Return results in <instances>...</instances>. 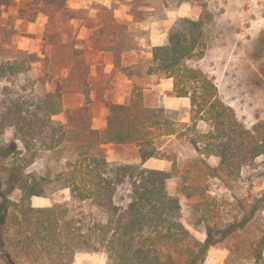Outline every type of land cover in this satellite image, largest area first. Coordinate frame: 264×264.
Segmentation results:
<instances>
[{
  "label": "trees",
  "instance_id": "16d2710c",
  "mask_svg": "<svg viewBox=\"0 0 264 264\" xmlns=\"http://www.w3.org/2000/svg\"><path fill=\"white\" fill-rule=\"evenodd\" d=\"M193 1L202 6L203 14L197 20L188 19L186 28L170 32L166 44L153 47L146 72V76L173 79L172 95L191 101V120L177 123L166 116L164 106L147 107L143 101L147 85L133 81L129 103H111L106 129L93 132L101 143H135L143 162L149 158L167 159L173 163L171 171L134 164L112 167L105 158L88 156L68 160L61 171L49 168L39 175L31 168L41 151L64 143L63 136L57 138L62 126L51 120L63 109L62 94L48 93L35 108L27 107L21 98L7 105L0 115V136L9 131L13 138L1 148L9 152L1 171L14 181L12 189L19 191V197L12 199L0 192L1 262L73 264L80 252L102 251L107 253L109 264H204L212 244L210 239L193 241L183 224L181 201L170 195L167 187L169 180L183 178L182 169L176 154L160 150L156 139L175 136L188 140L204 163L206 177L229 185L241 178L245 167L264 156V126L247 128L221 99L213 79L190 63L205 56V28L213 18L207 0ZM29 60L30 54L20 50L13 61L1 65L0 73L9 70L17 75L27 70ZM132 71L127 69L131 78ZM201 122L208 126L205 131L199 130ZM212 158L217 159V165L210 163ZM198 179L204 184L206 178L199 175ZM126 183L130 185L129 201L119 205L118 189ZM59 188H69L76 200L89 201L102 217L82 223L66 205L32 204L33 196H45L50 189ZM195 195L204 196L206 191L189 192V197ZM200 207L207 216L203 201ZM261 231L252 250L258 262L264 258V226Z\"/></svg>",
  "mask_w": 264,
  "mask_h": 264
},
{
  "label": "rangeland",
  "instance_id": "374dc122",
  "mask_svg": "<svg viewBox=\"0 0 264 264\" xmlns=\"http://www.w3.org/2000/svg\"><path fill=\"white\" fill-rule=\"evenodd\" d=\"M100 1H108L113 6L106 7ZM206 2L213 16L205 28L206 54L190 63L213 79L221 99L235 110L247 128L262 127L264 0ZM89 4L93 6L86 9ZM202 14V6L193 0H169L168 3L163 0H0V67L13 61L20 50L30 54L27 70L17 75L9 70L0 73V115L13 99L21 98L27 107L35 108L48 93H57L53 91L57 88L69 94L68 102L76 103L77 84L68 92L62 75L67 69L78 68L81 55L89 49V41L95 35L103 40L101 44L116 42L117 50L139 47L140 39H144L142 50L144 55H149L154 44L167 43L170 32L186 28L188 19L197 20ZM150 63L151 59H144L132 71L136 84L147 85L143 93L161 80L146 76ZM80 91L89 102V92L85 88ZM88 111L83 107L79 116L76 110L70 109L68 115L60 112L52 117L55 125L62 126L57 138L63 136L64 143L58 148L43 149L31 169L39 175L49 168L57 172L68 160L88 156L105 158L112 167L132 164L117 159L120 155L133 156L135 150L131 146L111 147L109 144H119L98 142L89 124ZM207 128L206 123L199 124V130ZM12 138L9 131L0 136V192L17 199L19 191L12 189L14 181L1 171V164L9 156L1 148ZM39 144L36 147L41 150ZM156 145L177 156L183 178L169 180L167 187L169 194L181 201V220L193 241L203 243L210 239L212 245L204 264H264V258L258 262L252 254L254 242L257 245L264 226V156L245 167L239 180L225 185L215 177H206L204 163L188 140L163 136L156 139ZM210 163L215 166L218 161L212 158ZM198 174L206 178L204 184L199 182ZM203 189L206 195L189 197V192ZM129 197L130 185H121L117 203L126 205ZM200 201L206 204L207 216L202 213ZM32 204L35 207L66 205L70 214L82 223L102 217L89 201L74 199L69 188L50 189L45 196H33ZM0 264L4 263L0 261ZM73 264H109V258L102 251L80 252Z\"/></svg>",
  "mask_w": 264,
  "mask_h": 264
},
{
  "label": "crops",
  "instance_id": "0c3cea01",
  "mask_svg": "<svg viewBox=\"0 0 264 264\" xmlns=\"http://www.w3.org/2000/svg\"><path fill=\"white\" fill-rule=\"evenodd\" d=\"M106 7L112 8V4L108 1L99 2ZM93 6V4H91ZM90 4L86 5V9H90ZM124 22L127 25V20ZM127 26L125 27V39H127ZM119 37V36H118ZM120 41V38H117ZM103 40L98 36H94L92 41H89V49L86 48L80 58L78 68L67 69L62 75L64 82L68 84L67 91L76 83L79 92L74 94L77 96V102L71 103L66 100L69 94L60 89H54V92L61 93L63 98V109L61 114L68 115L70 109L76 110L77 114L82 115V109L89 110L86 114L90 117L89 124L92 130H105L108 124L110 114V104H128L132 94L133 78L129 77L127 69L132 70L139 67L144 59L152 60V53L144 55L142 48L144 47V39H140L139 47L119 48L116 42L111 44L102 43ZM148 41V40H147ZM118 43V42H117ZM166 44L164 41L155 46ZM149 67V66H148ZM148 69V68H147ZM83 86V87H82ZM174 87L173 79H161L158 84L146 88L143 93V101L147 107L164 106L168 118L177 122L185 123L191 120V101L187 97H177L172 95ZM88 91V100H85L81 89ZM84 100V102H83ZM75 102V101H74ZM59 114V113H58ZM68 122V120H67ZM111 147H129L134 151L133 156L120 155L117 159L126 163L140 164L144 168L150 170L171 171L173 163L169 160L159 158H149L143 162L139 148L136 144H109ZM108 146V147H110ZM162 149V148H161Z\"/></svg>",
  "mask_w": 264,
  "mask_h": 264
}]
</instances>
